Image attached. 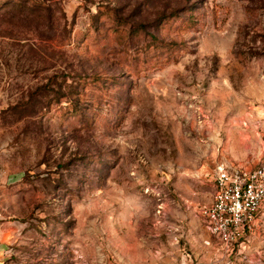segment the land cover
Instances as JSON below:
<instances>
[{
	"label": "rangeland",
	"instance_id": "1",
	"mask_svg": "<svg viewBox=\"0 0 264 264\" xmlns=\"http://www.w3.org/2000/svg\"><path fill=\"white\" fill-rule=\"evenodd\" d=\"M226 160L264 164V0H0L1 264H264L201 216Z\"/></svg>",
	"mask_w": 264,
	"mask_h": 264
},
{
	"label": "built area",
	"instance_id": "2",
	"mask_svg": "<svg viewBox=\"0 0 264 264\" xmlns=\"http://www.w3.org/2000/svg\"><path fill=\"white\" fill-rule=\"evenodd\" d=\"M213 175V198L201 206L200 213L225 245L234 246L242 242L259 217L264 220V164L221 161ZM3 260L0 257V264Z\"/></svg>",
	"mask_w": 264,
	"mask_h": 264
},
{
	"label": "trees",
	"instance_id": "3",
	"mask_svg": "<svg viewBox=\"0 0 264 264\" xmlns=\"http://www.w3.org/2000/svg\"><path fill=\"white\" fill-rule=\"evenodd\" d=\"M112 9L108 6V5H100V8L98 9V11L93 14V20H94V23H98L99 20L105 15V14H112ZM177 14V11H173L172 13H170L168 16L170 15H175ZM116 16L117 18H119L120 21H118V23L120 24L121 28H116V31H121V36L119 37H123L124 35V32L125 31H128V34L131 35L132 33L134 34H138L140 31H143L145 30V25L142 24V23H137V24H131L129 26V28L127 27H122L125 22H127V18L126 17H123L121 15H118L116 13ZM164 17L166 16L165 14L163 15ZM167 17V16H166ZM126 29V30H125ZM155 37V36H154Z\"/></svg>",
	"mask_w": 264,
	"mask_h": 264
},
{
	"label": "crops",
	"instance_id": "4",
	"mask_svg": "<svg viewBox=\"0 0 264 264\" xmlns=\"http://www.w3.org/2000/svg\"><path fill=\"white\" fill-rule=\"evenodd\" d=\"M259 221H264V220H263L262 218L259 217V218L256 220L255 225H256ZM5 256H6V250H5V247L3 246V244H0V257H1L2 259H4Z\"/></svg>",
	"mask_w": 264,
	"mask_h": 264
}]
</instances>
